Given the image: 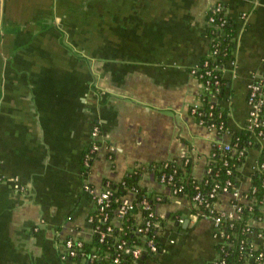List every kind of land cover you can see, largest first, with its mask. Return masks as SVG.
Returning a JSON list of instances; mask_svg holds the SVG:
<instances>
[{
    "label": "crops",
    "instance_id": "obj_1",
    "mask_svg": "<svg viewBox=\"0 0 264 264\" xmlns=\"http://www.w3.org/2000/svg\"><path fill=\"white\" fill-rule=\"evenodd\" d=\"M218 4L232 44L213 98L228 116L222 134L191 113L202 94L193 69L209 52ZM262 76L264 0H0V264H85L61 258L66 239L92 242L94 195L139 166L191 158L202 181L214 145L247 128L249 85ZM94 124L101 145L87 167ZM263 153L254 137L237 176L242 193ZM139 184L162 196L155 213L166 225L159 251L140 264H215L222 239L190 196L151 171ZM232 199L221 194L217 210L231 211ZM259 215L248 235L256 249Z\"/></svg>",
    "mask_w": 264,
    "mask_h": 264
},
{
    "label": "built area",
    "instance_id": "obj_2",
    "mask_svg": "<svg viewBox=\"0 0 264 264\" xmlns=\"http://www.w3.org/2000/svg\"><path fill=\"white\" fill-rule=\"evenodd\" d=\"M208 23L211 26V43L208 54L205 56L200 66L193 69V73L199 77V71L204 70L201 73V76L205 77V80L201 82L202 84V94H201V105L194 106L191 108V113L197 118L200 124L206 125L210 128H213L222 134L226 131L224 125L216 124L214 122H208L203 118H200L201 112L199 109L204 106V99L202 96L206 95V92L211 90L208 101L210 104L217 105L213 98H218L222 91V72H223V63L219 59V55L222 52L228 54L232 52V47L225 49L220 48L221 37H228L229 33V20L224 13L223 6L218 4L212 8L210 14L208 15ZM214 32L216 34H214ZM231 42V37H230ZM229 54V56H230ZM200 79V78H199ZM248 104L250 106V115L247 122V129L252 132L251 139L249 141V146L244 148H239L236 142L223 143L219 144L221 148V155L228 153L229 157L238 156L244 157L248 148L254 144V137L264 139V76L257 78L249 85V96ZM210 115L213 116V113L210 112ZM92 136L94 139L93 146L84 155V163L87 167H90L92 161L95 159L97 150L100 147L101 143V128L99 124H94L92 129ZM253 137V139H252ZM188 161V160H187ZM228 163V160H226ZM229 173L231 170L228 171ZM262 177V186L264 188V153L262 159L258 166V171ZM211 175V168L208 165L207 175ZM206 177L200 181H208ZM158 180L169 185L173 192L176 195H179V192L182 190V186L174 185V176H165L163 175ZM214 185L212 190L208 193V196L199 189V191L193 197L192 202L194 203V208L197 211L202 210V207L207 209L206 213L198 212L201 216H206L210 218L214 225L219 229L218 236L222 239V242L227 243L229 246H232V242L229 241L231 236L235 234L233 231H230L225 227L224 218L228 220H238L241 219L243 210L248 209L253 211L255 207L261 212L264 213V189L262 190L261 196L256 194L257 187L254 183L249 187V189L242 193L239 184L236 187L230 189L233 185L231 180H227L225 183L221 181H216L215 177L212 179ZM198 187V186H197ZM116 191L115 188L110 186V182L104 184L103 189L100 193L94 195V205L95 210L98 211L99 222L96 225H93L94 216H89V221L93 225V232L99 235V242L101 244L108 241V238L114 237L113 245L115 254L112 256L110 251L100 252L98 249L94 248L92 252H88L85 249V241L82 239L68 238L65 241V250L62 253L63 259L77 260L85 264H103L104 259H110L109 264H121L123 262L124 256H130V261L128 264H139L140 259L148 253H156L159 251L160 244L157 241L158 237H163L166 231L165 221L159 218L155 213L156 204L162 200V196L153 193L151 190L146 192V195L138 200L136 192L132 189H128V192H132L135 198L132 201L125 200V195H122L117 198L120 201V204L114 209L113 216L110 217L107 210L111 207L110 196ZM224 192H229L232 197V210L228 212H219L216 208L217 201L221 194ZM152 193L151 199L148 197ZM212 199V200H209ZM204 205V206H203ZM131 214L134 221L131 225L132 233L138 240H142V243H130L123 236L127 233V230L124 228V222L127 214ZM104 215V218H103ZM262 215L256 217H250L246 220L247 234L246 238H243L240 243V250L243 253L244 263L243 264H263L264 263V246L256 249L253 247L251 242H249L248 235L253 233L255 229L252 226L254 221L261 220ZM179 222L182 223L183 219L180 217ZM103 223L104 226L103 227ZM221 224H223L221 226ZM233 227V224H231ZM253 228V230H250ZM218 230V229H217ZM94 236V235H93ZM258 236L264 238V232H259ZM111 246L109 248H111ZM218 257L215 260V264H227L226 257L223 256L222 252H218Z\"/></svg>",
    "mask_w": 264,
    "mask_h": 264
},
{
    "label": "trees",
    "instance_id": "obj_3",
    "mask_svg": "<svg viewBox=\"0 0 264 264\" xmlns=\"http://www.w3.org/2000/svg\"><path fill=\"white\" fill-rule=\"evenodd\" d=\"M214 34L216 33L214 32ZM230 37H231V34L228 37H225V36L221 37V40L223 39V41H221V44H220L221 49H225L226 47L228 48L232 47V44L230 42ZM229 54L230 53L225 54L224 52L221 51L219 55L220 61L223 63L229 57ZM202 72H204L203 68L202 70L199 71V78L201 81L205 80V77L201 76ZM223 85H224V81L222 84V91L220 93V96L223 94V87H224ZM211 92L212 91L209 90L206 92V95L202 96L204 99V106H202L199 109V112L202 113L200 118H203L208 122H214L216 124L222 123L224 125V128L227 129V121H228L227 113L220 107L219 104L213 105V106L212 104H210L208 99H209V95L211 94ZM210 112L213 113V116L210 115ZM251 134L252 132L246 128L245 130H242L234 134L233 142H236L239 148H244L246 146H249ZM226 160H228V163H226ZM243 160H244V157H238V156H233L230 158L228 153L225 155H221L220 145L215 144L213 147L211 157H210V162H209V167L211 168V175H208V177H206V179L208 180L207 182L206 181L200 182L199 180L193 177L191 158L188 161L184 160L182 165H179L175 160H172V161H163V162H153L148 165L139 166L133 169L132 171H129L128 173H126V175L124 176L121 182L115 183V182L109 181L110 186L112 188H115L116 191L114 192L113 195L110 196L111 207L107 210V213H109L110 217L113 216L114 209L120 204V201L117 200V198L122 195H125L128 189H132L136 192L138 200H141V198L144 197V195H146V192L148 191V189L139 184V179L143 172L151 171L159 179L163 175L165 176L173 175L174 185L183 187L181 192H179V195L187 194L193 200V197L199 191L197 188H199L206 195V197L208 196V193L212 190L213 185H214L215 180L214 181L212 180L213 177H215L216 181H221L222 183H225L227 180H231L234 186H231L230 189L236 187L238 184L237 176L239 173V167L241 166ZM229 170H231L230 173L228 172ZM106 183H108V180L104 181V184ZM254 185L257 187L256 194L258 196H261L263 192L262 190L264 188L262 186V177L259 172H257L256 175L254 176ZM151 196H152V193H150L148 197L151 199ZM209 200H212V199H209ZM161 201H163V199ZM201 211L203 213H206L207 209L205 207H202V210L197 211V212H201ZM257 215H258V209L257 207H255L253 211L244 209L241 219H238V220H228L225 218L223 219L224 224H226L225 227L235 233L229 239V241H231L233 244L232 246H229L225 242H221L218 246V250L222 252L224 257H226L227 264H243L244 263L245 260L243 258V253L240 250V243L243 238H246L247 231L249 230L248 226L246 225V220L250 217H256ZM90 216H94L93 225L100 223L99 222L100 218L98 216L97 210L95 209L92 210L90 213ZM103 218H104V215H103ZM133 221L134 219L131 216V214L130 213L127 214L125 222H124V228L127 230V233L123 237L126 238V240H128L130 243H134V242L142 243V240L136 239V237L131 231L132 230L131 225ZM231 224H233V227H231ZM222 225L223 224H221V226ZM103 227H105L104 223H103ZM217 229L219 231L220 228L217 227ZM250 230H253V228H251ZM114 240H115L114 237L111 236V238H108L107 242L101 244L99 242V235L97 233H94L92 242L85 243V249L91 253L92 250L96 248L100 252H103V255L105 251H110L111 255L113 256L115 254V251H114V246H111V245H113L112 243ZM161 240H162V237L157 238V241L159 242L160 246H161ZM110 246L111 248H109ZM151 254H154V253H148L145 255H151ZM61 258H62V254H61ZM142 258L140 259L139 264L141 263ZM110 259L106 260L103 258V264H109ZM68 260H71V259H68ZM129 261H130V256L128 255L124 256L123 262L121 264H128Z\"/></svg>",
    "mask_w": 264,
    "mask_h": 264
}]
</instances>
